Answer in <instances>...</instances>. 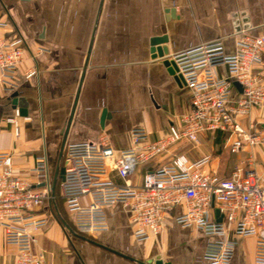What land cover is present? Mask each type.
I'll return each instance as SVG.
<instances>
[{
	"label": "crops",
	"instance_id": "obj_1",
	"mask_svg": "<svg viewBox=\"0 0 264 264\" xmlns=\"http://www.w3.org/2000/svg\"><path fill=\"white\" fill-rule=\"evenodd\" d=\"M244 34H264V0H0V40L21 37L26 44L15 91L5 92L0 84V152L12 153L15 171L24 176L37 157L45 156L53 180L66 144L106 136L116 150H123L131 145L134 127H143L151 139L163 137L170 120L189 110L190 92L178 78L172 56L218 40L225 53H233ZM156 38H165L159 45L167 49L163 57H153ZM33 67L37 73L26 77ZM215 74L226 76L225 67H217ZM15 109L18 137L6 123ZM103 110L107 116L100 125ZM262 116L264 103L251 113L254 119ZM229 143L222 132L201 133L197 144L180 142L137 165L131 182L139 184L147 170L168 164L177 154L190 161L209 155L205 169L228 176L246 155L231 153ZM250 150L254 171L264 179V147ZM107 177L120 183L112 169ZM60 183L56 176L54 202L44 201L34 214L46 224L29 227L36 239L33 252L42 254L44 264H139L154 257L170 264H205V246L216 237L176 224L173 217L182 205L168 211L160 235L146 240L134 237L121 204L105 209L107 230L77 232ZM80 199L89 203L88 196ZM213 215L221 218L217 210ZM229 238L235 244L226 264H254L255 239L233 233ZM16 258L0 225V264H16Z\"/></svg>",
	"mask_w": 264,
	"mask_h": 264
},
{
	"label": "built area",
	"instance_id": "obj_2",
	"mask_svg": "<svg viewBox=\"0 0 264 264\" xmlns=\"http://www.w3.org/2000/svg\"><path fill=\"white\" fill-rule=\"evenodd\" d=\"M25 42L0 40V84L5 92L16 89L14 76L23 59ZM235 51L225 53L221 41L200 44L172 56L177 74L190 92L189 110L170 120L163 137L151 139L143 127L130 130V147L116 150L106 136L98 142H75L62 147L58 168H64L61 196L66 209L74 214L77 232L107 230L105 209L121 204L134 225L137 240L158 236L165 228L166 215L182 205L173 221L184 227L195 226L216 238L207 242L205 264H226L232 257L237 236L255 239L254 264H264V179L256 175L251 148L264 147V116L251 118L264 103V34H244L236 39ZM35 60L36 56L30 54ZM225 67L226 76L215 69ZM33 67L26 77L33 76ZM235 84H238L239 89ZM19 111L6 118L19 136ZM228 135L233 154L245 158L228 176L207 171L211 156L190 161L184 154L174 155L163 166L147 170L139 184L130 175L137 165H145L180 142L197 144L201 133ZM0 225L4 243L16 250V264H44L42 254L33 252L36 241L29 227H41L46 219H35L44 201L54 202L45 156L35 160L24 176L13 167L12 153L0 152ZM120 179L107 177L109 170ZM34 177L35 182H30ZM88 196L89 203H80ZM217 210L220 219L213 211ZM71 229V228H70Z\"/></svg>",
	"mask_w": 264,
	"mask_h": 264
},
{
	"label": "water",
	"instance_id": "obj_3",
	"mask_svg": "<svg viewBox=\"0 0 264 264\" xmlns=\"http://www.w3.org/2000/svg\"><path fill=\"white\" fill-rule=\"evenodd\" d=\"M244 21H246L245 18H243V22ZM243 25H246V24H243ZM164 39L165 38H156V39L152 40L153 45H157L155 48L156 54L154 53L153 57H156V56L163 57L164 54L168 53L167 49L165 47L159 46L164 41ZM164 64L169 65L170 63L168 62V60H164ZM178 78L180 80H182V77L180 75H178ZM235 86H236V88L239 89L238 84H235ZM106 116H107V112H106V110H103L102 114H101V118H100V125L104 124V120H105ZM56 176H59L60 179L63 180V178H64V168L63 167H61V168L57 167L55 170V177L53 178L52 190L54 189L55 184H56ZM68 228L70 229V227H68ZM139 264H170V263H168V262L163 263L159 257H154V258H149L148 260H146L144 262H140Z\"/></svg>",
	"mask_w": 264,
	"mask_h": 264
},
{
	"label": "rangeland",
	"instance_id": "obj_4",
	"mask_svg": "<svg viewBox=\"0 0 264 264\" xmlns=\"http://www.w3.org/2000/svg\"><path fill=\"white\" fill-rule=\"evenodd\" d=\"M79 201H80L81 204H83V200L82 199H80Z\"/></svg>",
	"mask_w": 264,
	"mask_h": 264
}]
</instances>
